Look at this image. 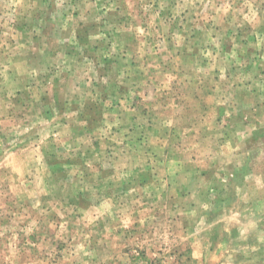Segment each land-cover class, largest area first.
I'll return each mask as SVG.
<instances>
[{"label":"rangeland","instance_id":"1","mask_svg":"<svg viewBox=\"0 0 264 264\" xmlns=\"http://www.w3.org/2000/svg\"><path fill=\"white\" fill-rule=\"evenodd\" d=\"M0 264H264V0H0Z\"/></svg>","mask_w":264,"mask_h":264}]
</instances>
